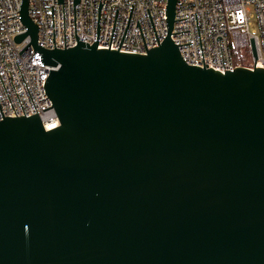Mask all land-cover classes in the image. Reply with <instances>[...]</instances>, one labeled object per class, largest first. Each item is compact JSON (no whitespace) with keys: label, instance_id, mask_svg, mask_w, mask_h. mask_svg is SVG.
Returning <instances> with one entry per match:
<instances>
[{"label":"water","instance_id":"obj_1","mask_svg":"<svg viewBox=\"0 0 264 264\" xmlns=\"http://www.w3.org/2000/svg\"><path fill=\"white\" fill-rule=\"evenodd\" d=\"M176 4L139 54L98 48L101 2L92 46L42 48L22 0L60 126L0 121V264H264V68L187 64Z\"/></svg>","mask_w":264,"mask_h":264},{"label":"built area","instance_id":"obj_2","mask_svg":"<svg viewBox=\"0 0 264 264\" xmlns=\"http://www.w3.org/2000/svg\"><path fill=\"white\" fill-rule=\"evenodd\" d=\"M21 2L0 0V121L38 113L48 131L60 126L44 87L56 67L44 64L32 43L20 54L32 39L27 34L19 43L14 40L28 30L21 21ZM166 8L167 0H80L76 5L74 0H28L29 16L38 26V45L49 49L74 48L77 37L92 46L98 38L100 49L147 54L141 30L148 51L161 45L168 36ZM175 20L171 39L181 44L177 46L187 64L204 68L205 63V68L223 73L237 67L264 68V0H177Z\"/></svg>","mask_w":264,"mask_h":264}]
</instances>
